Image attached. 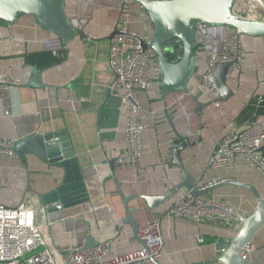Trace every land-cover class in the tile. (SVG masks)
Here are the masks:
<instances>
[{"label": "crops", "instance_id": "crops-1", "mask_svg": "<svg viewBox=\"0 0 264 264\" xmlns=\"http://www.w3.org/2000/svg\"><path fill=\"white\" fill-rule=\"evenodd\" d=\"M122 1L65 0L71 23L87 36L76 35L67 44L60 34L41 26L31 15H23L13 24L0 19V76L20 83L0 90V140L18 142L37 133L65 132L88 195L87 202L49 212L41 198L62 184L64 168L34 154L26 155V168L14 152L4 149L0 150V204H32L59 261H63L61 248L84 245L89 235L97 244L110 241L108 258L140 249L143 243L132 224L119 223L127 216V209L140 231L156 222L161 239L160 264H200L217 259L242 225L234 211L195 221L169 212L185 190L155 207L142 196L164 195L180 182L181 169L172 163V151L181 138L194 144L181 156L199 186L232 178L255 186L264 195V171L247 157L238 156L235 163L222 167L209 166L230 123L249 129L251 138L264 130V102L258 104L259 96L264 99V35L240 37L245 54L227 79L233 95L207 105L200 113L197 100L208 103L218 96L215 90L202 86L205 56L229 52L235 32L229 26H205L196 43L197 65L188 82L190 93L171 91L163 97L156 87L139 90L140 102L147 108L142 154L135 161L119 163L118 157L129 146L128 107L121 90H110L114 81L108 63L110 36L117 29L150 37L153 32L143 7L138 3L132 15L123 16ZM242 5L239 0L238 13L261 17L247 15ZM35 52H49L56 61L46 67L32 64L28 55ZM34 68L42 70L43 86L30 85ZM113 160L114 170L110 166ZM119 189L129 198L127 204ZM204 197L225 200L242 216L252 214L258 204L252 190L235 184L219 186ZM200 236L204 242L199 241ZM245 263L264 264V228L254 236Z\"/></svg>", "mask_w": 264, "mask_h": 264}, {"label": "water", "instance_id": "water-1", "mask_svg": "<svg viewBox=\"0 0 264 264\" xmlns=\"http://www.w3.org/2000/svg\"><path fill=\"white\" fill-rule=\"evenodd\" d=\"M145 10L152 25V36L149 44L143 42L144 49L151 48L157 54L161 71V92L163 97L171 91H184L190 93L188 82L196 69V22L200 21L206 26H229L236 34L262 36L264 35V0H251L262 13L260 18H251L237 11L239 0H136ZM246 12V6H240ZM33 16L38 24L53 30L61 35L64 43L72 41L76 35L87 37L81 29L76 28L70 21L65 7V0H0V19L8 23H15L23 15ZM120 31L117 29L111 34L110 40ZM239 64L238 59L226 63H217L211 76L213 89L218 96L208 103L197 100L198 112L211 103L225 101L233 95L227 84L228 76L233 67ZM42 70L33 69L36 86H43L40 76ZM33 79V78H32ZM181 138V143L173 148V164L181 169V180L174 188L161 196H142L151 207L169 200L180 190L190 192L193 196H204L224 184H235L247 187L253 191L258 199L254 212L248 216H241L242 225L231 243L222 254L214 260L204 261L200 264L222 262L224 264H246L245 248L251 244L254 236L264 228V195L258 189L232 178L223 179L199 186L195 178L186 170L181 153L184 149L193 146ZM14 152L27 168L24 159L27 154H34L50 164H57L64 168L65 178L62 184L54 191L41 198L49 212L88 201L82 172L75 153L70 146L65 132L37 133L24 138L14 145L3 147ZM112 170L115 160L110 162ZM32 181V179H30ZM28 189H31L29 186ZM124 202L126 198L119 189ZM120 224L131 223L136 235L139 236V227L136 225L130 209L127 216L119 220ZM141 239V238H140ZM142 243L144 241L141 239ZM97 241L88 236L85 248H91ZM160 264L158 260H153Z\"/></svg>", "mask_w": 264, "mask_h": 264}, {"label": "built area", "instance_id": "built-area-1", "mask_svg": "<svg viewBox=\"0 0 264 264\" xmlns=\"http://www.w3.org/2000/svg\"><path fill=\"white\" fill-rule=\"evenodd\" d=\"M137 4L136 0H123L121 14L123 16L132 15ZM195 22L197 43L201 40L202 30L206 25L200 21ZM118 30L120 33L111 39L108 63L114 74L110 90H121L122 101L128 107L129 146L117 159L119 163H123L135 161L142 154L141 138L145 127L143 118L147 108L140 102L138 91L156 87L160 94L161 71L156 52L151 48L144 49L143 47V42L150 43V36H142L138 32H128L124 29ZM244 54L241 39L234 32L229 52L206 54L207 66L202 74V86L214 90L210 79L215 65L235 58L240 61ZM147 70L149 73H146ZM19 85L17 80L9 76H0V90L11 89ZM263 102V97L259 96V106ZM15 143L0 140V150ZM238 156L247 157L264 171V130L258 137L251 138L249 129L230 123L209 159V166L217 168L233 164ZM213 183L210 182L208 185ZM169 212L172 216L195 221L210 219L216 213H233L240 221L242 216L225 200L215 197H195L188 191L178 194ZM36 215L35 207L29 203H21L16 207L0 204V264H151L153 260H158L161 256L159 227L154 222L139 232L144 244L138 250L108 258L111 243L109 240H103L90 249L85 248L84 245L63 247L60 249L63 261H59L50 249ZM198 239L200 242L205 241L203 236ZM249 249L250 245L245 248V254Z\"/></svg>", "mask_w": 264, "mask_h": 264}, {"label": "trees", "instance_id": "trees-1", "mask_svg": "<svg viewBox=\"0 0 264 264\" xmlns=\"http://www.w3.org/2000/svg\"><path fill=\"white\" fill-rule=\"evenodd\" d=\"M28 60L32 64L40 67H46L53 64L56 59L49 52H35L28 55Z\"/></svg>", "mask_w": 264, "mask_h": 264}, {"label": "rangeland", "instance_id": "rangeland-1", "mask_svg": "<svg viewBox=\"0 0 264 264\" xmlns=\"http://www.w3.org/2000/svg\"><path fill=\"white\" fill-rule=\"evenodd\" d=\"M241 5L244 4L246 6V14L247 15H261L262 13H260V11H258L257 6H255L253 3H251L249 0H240ZM252 9H255L253 12L251 11Z\"/></svg>", "mask_w": 264, "mask_h": 264}]
</instances>
